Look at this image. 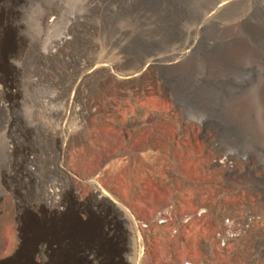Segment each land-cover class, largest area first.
Returning <instances> with one entry per match:
<instances>
[{"label": "rangeland", "instance_id": "obj_1", "mask_svg": "<svg viewBox=\"0 0 264 264\" xmlns=\"http://www.w3.org/2000/svg\"><path fill=\"white\" fill-rule=\"evenodd\" d=\"M18 1L26 46L16 74L0 69V252L25 246L33 264L197 263V229L183 248L136 246L133 220L167 205L191 214L189 190L203 183L238 190L237 213L261 216L237 248L238 264H264V0ZM47 187L48 201L35 191Z\"/></svg>", "mask_w": 264, "mask_h": 264}, {"label": "built area", "instance_id": "obj_2", "mask_svg": "<svg viewBox=\"0 0 264 264\" xmlns=\"http://www.w3.org/2000/svg\"><path fill=\"white\" fill-rule=\"evenodd\" d=\"M234 161L227 156H219L215 164L231 170ZM189 191L191 214L176 217L173 205H167L148 221L133 220L136 246H190L188 235L195 228L196 243L193 246H200L202 259L197 263L184 264H238L242 257L237 243L248 236L253 226L261 223V216L248 212L247 208L241 214L237 213L233 202L237 199L238 190L218 188L213 191L209 184L202 183ZM221 208L229 210L226 215H220Z\"/></svg>", "mask_w": 264, "mask_h": 264}, {"label": "bare ground", "instance_id": "obj_3", "mask_svg": "<svg viewBox=\"0 0 264 264\" xmlns=\"http://www.w3.org/2000/svg\"><path fill=\"white\" fill-rule=\"evenodd\" d=\"M250 2L251 3H255L254 0H250ZM19 8L20 7H19V1L18 0H15V2H12V0H0V69L3 66L4 67V70L6 68V70L10 71V73L13 72V74L14 73L16 74L17 71H18L17 70L18 68L14 67V64H15V61H17V56L19 55V50H22L26 46V40L22 37V34H21L22 33V25H21V22H20L21 20L19 21V17H20V15H19V10L20 9ZM47 24L49 26L53 25L54 24V19L53 18H49V19L47 18ZM234 54L236 55L237 53H234ZM228 56H229V54H228ZM238 56H241V55H238ZM230 58L231 57H229L228 59H230ZM231 59L233 61V59H235V58H231ZM241 59H243V58H241ZM239 60H237V61H239ZM195 67H194V69H195ZM198 70H199V68H198ZM194 71H192V73ZM189 73H191V72H189ZM193 74H195V73H193ZM191 83H192V81H191ZM4 91L5 90H2V88L0 87V103H1V97L4 94ZM0 105L2 106V104H0ZM45 133H46V131H45ZM47 133H48V131H47ZM52 136H53V139L55 140V138H56L57 135L54 132V135H52ZM34 152H35V150L33 151V153ZM35 155H36V158L34 160L36 161L38 159V156H37L36 152H35ZM66 156H67V153L64 152V151L57 153L58 159L59 158L65 159ZM50 158H51V156H50ZM48 159H49V157H48ZM36 172L37 171H34V172L33 171H29L30 176L32 178H34L35 180L36 179L37 180H40L39 175ZM58 174H59V176L61 178H64V179H67V180H69L70 177H71V174L69 173V171H60V172H58ZM51 189L52 188H50V187H47L46 189L45 188H42V189H38L37 188L35 191H36V194L39 196L40 191L41 190H45L44 196H45L46 200L48 201V200L52 199L54 197V195H55V194H53L50 191ZM68 189H70V188L68 187ZM55 192H56V190H54V193ZM46 204L48 206V208L46 210L47 211V214L49 216L55 215L56 214V210L58 209L57 206H56V204H49V203H46ZM33 217L34 216L28 217V221H27V226H28V229L30 231H33V230L36 229L35 226H34L35 223H39L38 219L37 218L33 219ZM24 249H25V246H19V247H16V249H12V250H9V251H3V253L1 251L0 252V264H33V261H32V259H33V253H32V251L29 252L28 250H26V249L24 250ZM21 253H25L24 256L22 254V257H20V254ZM21 259H23V261H20Z\"/></svg>", "mask_w": 264, "mask_h": 264}, {"label": "flooded vegetation", "instance_id": "obj_4", "mask_svg": "<svg viewBox=\"0 0 264 264\" xmlns=\"http://www.w3.org/2000/svg\"><path fill=\"white\" fill-rule=\"evenodd\" d=\"M77 225L79 226L80 236L82 238H87L89 235L90 227L87 222L77 221Z\"/></svg>", "mask_w": 264, "mask_h": 264}]
</instances>
